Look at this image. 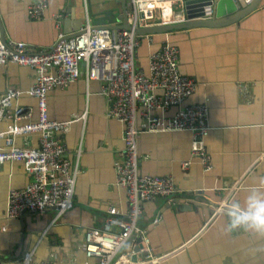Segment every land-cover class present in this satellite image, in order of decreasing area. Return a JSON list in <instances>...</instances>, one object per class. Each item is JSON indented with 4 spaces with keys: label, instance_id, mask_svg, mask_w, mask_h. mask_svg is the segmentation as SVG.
<instances>
[{
    "label": "crops",
    "instance_id": "obj_1",
    "mask_svg": "<svg viewBox=\"0 0 264 264\" xmlns=\"http://www.w3.org/2000/svg\"><path fill=\"white\" fill-rule=\"evenodd\" d=\"M33 0H0V29L4 42L16 41L38 52L52 44L61 21L69 29L88 21L93 27H120L121 5L116 0H48L38 19L27 14ZM59 19V20H60ZM167 37V38H166ZM158 35L152 46L145 43L137 65L146 70L148 53L167 40L179 50L183 74L195 77V93L186 104H205L209 133L204 144L212 168L204 171L190 155L191 134L186 131L140 133L136 139L139 174L172 177L175 191L142 203L138 226L155 254H174L161 264H264V234L243 229L227 231L228 219L218 207L233 200L243 202L250 189L264 179V0L241 20L219 28L195 27ZM80 76L66 88L47 94V114L57 121L84 114L62 134L66 158L78 169L73 207L61 215L52 208L42 214L5 216L7 192L22 189L32 180L20 162L0 165V264H19L22 254L33 251L36 261L81 264L84 231L102 229L109 208L124 218L128 203L123 188L114 182V162L122 150V125L106 119L105 101L98 81L86 82L83 64ZM35 72L7 63L0 66V95L18 91L14 106L37 111L36 100L26 95ZM11 120L0 121V132ZM37 144V136L15 140V145ZM190 161L187 168L184 161ZM232 189L230 193L229 190ZM189 205V206H188ZM158 218L159 223L153 225ZM116 231V230H114ZM133 236L120 249L136 248Z\"/></svg>",
    "mask_w": 264,
    "mask_h": 264
},
{
    "label": "built area",
    "instance_id": "obj_2",
    "mask_svg": "<svg viewBox=\"0 0 264 264\" xmlns=\"http://www.w3.org/2000/svg\"><path fill=\"white\" fill-rule=\"evenodd\" d=\"M123 1L129 30L95 28L86 21L77 34L68 37L57 27L54 42L38 52H31L23 42H4L0 34V66L11 63L35 72L34 84L25 93L36 100L37 106L34 119L31 109L13 105L21 92L7 91L0 95V121L11 120L0 132V165L20 162L32 178L22 189L8 190L7 219L23 213L40 215L48 208L56 209L59 216L73 207L78 169L66 158L62 134L73 122L82 120L84 114L63 122L49 119L47 94L54 88H66L74 83L81 74V64L86 82L101 84L106 119L122 125V150L114 162V182L125 191L128 211L122 218L118 210L109 208L102 229L84 231L86 260L93 262L81 264H161L174 254H155L145 237L146 229L137 224L142 215V203L158 196L170 197L175 191L172 177L139 174L136 139L140 133L189 132L191 157L197 159L204 171L212 168L204 144L209 133V111L205 104H186L198 83L195 77L181 72L178 48L164 40L148 53L146 70L136 63L143 44L152 46L155 37L162 35H140L136 29L186 22V0ZM240 1L248 4L253 0ZM47 6L48 0H33L27 10L28 17L31 20L42 17ZM205 12V19L212 18L210 7L205 8ZM54 17L58 22L61 20L59 15ZM167 33L163 35L166 37ZM31 135L37 136L36 146L15 145L16 139ZM257 159L264 162V150ZM190 163L186 160L182 167L187 168ZM221 209L220 206L217 211ZM158 223L156 218L153 225ZM133 236L140 239L136 247L141 248L137 252L119 254ZM143 251V257L131 262L132 256ZM19 264L54 263L36 261L33 251H26Z\"/></svg>",
    "mask_w": 264,
    "mask_h": 264
},
{
    "label": "water",
    "instance_id": "obj_3",
    "mask_svg": "<svg viewBox=\"0 0 264 264\" xmlns=\"http://www.w3.org/2000/svg\"><path fill=\"white\" fill-rule=\"evenodd\" d=\"M121 5V11H122V18H120L121 26L120 27H114V26H104L105 28H109L111 30L115 29H125L129 30L130 27L127 25L126 22V15H125V3L123 0H116ZM259 0H253L252 2L245 4L242 1H236V0H186L185 10L187 15V21L180 24H174L169 26H161V27H147V28H139L136 29V33L143 35V34H163L167 32L172 31H178V30H184V29H191L195 27H208V28H219L223 26H227L230 23H235L242 18H244L246 15L251 13L257 6ZM210 7L213 12L212 18L205 19V8ZM59 25H62V32L67 35L68 37L70 34H77L78 31L81 28V25H79L76 29H69L67 20L59 21ZM95 28H103L102 27H95ZM0 34L2 37L1 29ZM3 40V37H2ZM4 41V40H3ZM37 117V111H34V119ZM51 119V118H49ZM53 120V119H51ZM68 120V119H67ZM64 120V121H67ZM57 121V120H55ZM57 122H63V121H57ZM189 206V205H188ZM54 209V208H53ZM56 210V209H55ZM140 239H137L138 244ZM140 245H137V247L133 250L134 252H137L140 249ZM139 254L132 256L131 262L137 261L139 257L144 256L143 252H138Z\"/></svg>",
    "mask_w": 264,
    "mask_h": 264
},
{
    "label": "clouds",
    "instance_id": "obj_4",
    "mask_svg": "<svg viewBox=\"0 0 264 264\" xmlns=\"http://www.w3.org/2000/svg\"><path fill=\"white\" fill-rule=\"evenodd\" d=\"M264 185V179L259 181ZM227 216V231L237 229L264 234V191L258 187L249 190L243 202L233 200L221 209Z\"/></svg>",
    "mask_w": 264,
    "mask_h": 264
}]
</instances>
